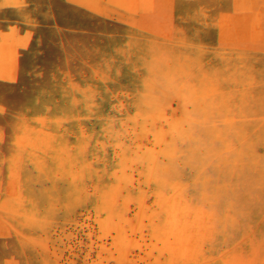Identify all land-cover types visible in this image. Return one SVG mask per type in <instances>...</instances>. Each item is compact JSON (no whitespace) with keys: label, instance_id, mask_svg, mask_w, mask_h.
Returning a JSON list of instances; mask_svg holds the SVG:
<instances>
[{"label":"rangeland","instance_id":"rangeland-1","mask_svg":"<svg viewBox=\"0 0 264 264\" xmlns=\"http://www.w3.org/2000/svg\"><path fill=\"white\" fill-rule=\"evenodd\" d=\"M199 1L0 0V264H264V0Z\"/></svg>","mask_w":264,"mask_h":264},{"label":"crops","instance_id":"crops-1","mask_svg":"<svg viewBox=\"0 0 264 264\" xmlns=\"http://www.w3.org/2000/svg\"><path fill=\"white\" fill-rule=\"evenodd\" d=\"M199 0H161V5H204V3H200ZM209 1V0H206ZM212 5H214V1H211ZM205 5H210L205 4ZM170 12V11H169ZM173 12L168 13L169 17L172 15Z\"/></svg>","mask_w":264,"mask_h":264}]
</instances>
